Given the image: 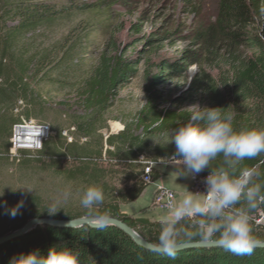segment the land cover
I'll use <instances>...</instances> for the list:
<instances>
[{
    "label": "trees",
    "instance_id": "obj_1",
    "mask_svg": "<svg viewBox=\"0 0 264 264\" xmlns=\"http://www.w3.org/2000/svg\"><path fill=\"white\" fill-rule=\"evenodd\" d=\"M196 8V6H195ZM58 10L48 4L35 3L23 0H0V161L10 160L11 136L13 128L23 122L40 118L45 103L34 92L33 78L30 73L35 63L40 67L53 68L56 71L64 69V62L71 58L70 48L64 50L54 65H50V54L46 53L40 60L20 62L18 50L21 49L24 38L34 34L43 27L50 28L56 25ZM258 17L264 23V0H221L215 25L197 31L195 38L209 48H214L217 40L227 41L228 50L236 45L248 47L255 52L252 61L242 65L235 74L233 98L237 100L235 106L241 102L258 101L264 104V45L256 37H251L246 30L253 26V20ZM264 30V29H263ZM264 36V32L261 34ZM211 52V50L209 51ZM190 54V53H189ZM195 55V53H191ZM185 58L191 55L185 54ZM17 56V57H16ZM30 57V56H29ZM102 61L92 76L86 80L81 90L82 109L92 114L91 121H77V131L84 137L95 133L94 124L98 122L106 110L112 105V97L122 82H128L135 76V70L122 58L108 59L103 56ZM63 67V68H62ZM167 64H160V72L145 87L147 102L133 126L138 134H133L127 126L122 133L111 136L107 144L113 150H107L103 156L104 143L101 140L99 147L79 146L76 142H69L63 137V128H54L55 136L49 137L39 151L21 150L16 161L20 167L31 166L30 162L50 161V165L71 183L75 189L83 192L88 186H100L104 190L105 199L101 205L95 206L93 214L80 206L52 205L39 192L22 194L20 202L23 207L13 218L7 214V209L17 205L11 201L0 204V237L22 228L30 219L76 220L82 218L98 219L104 213L108 217L126 223L143 239L155 245L160 234L162 222H153L148 219H136L121 212V206L137 201L147 188L143 178L144 166L139 164L143 155H152L153 162L159 163L174 152L175 148L165 149L157 146L152 149L149 138L154 135L171 132L182 123L187 122L186 115H178L170 109L159 105L161 97L156 92L161 73ZM38 73H43L37 70ZM39 75V74H36ZM124 84V83H123ZM214 103L224 108L223 98L212 90ZM239 99V100H238ZM240 101V102H239ZM240 117L234 119V127L260 128L264 127V120L250 119L242 122ZM109 161L105 164L104 159ZM150 159V157H149ZM118 161V163H114ZM69 164L70 167H64ZM222 164L218 157L211 162L215 168ZM122 168L124 186L118 187L110 182L117 172L115 167ZM241 167L256 168L262 173L264 180V153L253 159H245ZM66 168V169H65ZM204 172L209 174L210 169ZM154 182L161 178V174L153 171ZM111 179V180H110ZM264 210L260 204L253 211V235L257 242H264V225H257L255 217ZM192 218H188L185 227H188ZM192 230V229H190ZM205 240L198 236L189 240H181V245L187 243H201ZM207 241L217 242L216 239ZM53 245H67L80 252L81 264H264V249H254L251 255L238 256L222 248L189 249L177 252L176 256L169 257L162 253L143 250L138 247L126 234L114 227L104 229H59L53 227H38L28 236L16 239L0 247V264H9V259L19 253H28L39 250L47 254Z\"/></svg>",
    "mask_w": 264,
    "mask_h": 264
},
{
    "label": "rangeland",
    "instance_id": "obj_2",
    "mask_svg": "<svg viewBox=\"0 0 264 264\" xmlns=\"http://www.w3.org/2000/svg\"><path fill=\"white\" fill-rule=\"evenodd\" d=\"M25 1L54 6V11L58 10L61 16L59 18L57 15V23L53 27H43L24 38L19 53H15L20 55V62L29 58L31 61L40 60L41 56L49 53V64L54 65L67 48L71 50V58L64 62V69L59 71L40 67L38 63L32 67L33 89L43 99L45 106L43 113L39 114L40 118H32L13 128L10 160L0 161V204L20 202L22 194L35 191L52 205L80 206L81 189H75L63 179L48 159L47 162H30L28 168L20 167L13 161L20 159L14 145L17 130L27 126L48 127L51 137L56 135L55 127L63 128V137L70 143L77 141L79 146L99 147L102 140L104 156L107 150H113L106 143L111 136L119 135L127 126L134 135L139 133L133 121L147 102L145 87L160 72V64L166 63L167 67L161 73L155 90L161 97L159 105L165 109L189 118L193 106L220 107L214 103L213 90L223 98L224 108L229 107L226 111L234 112L235 118L240 117L243 123L250 119H256L257 123L264 120L263 103L241 102L237 107V100L232 95L235 74L242 65L254 59L255 52L240 45L228 50L227 41L220 40L215 42L212 49L195 38L200 28L205 30L215 25L221 0ZM263 29L264 23L256 17L253 26L246 32L264 45ZM185 54L191 55L190 58L186 59ZM103 56L108 59L115 56L122 58L136 74L128 82H122L115 91L112 105L94 124L95 133L84 137L77 131L76 122L91 121L93 116L82 109L79 98L84 83L93 75ZM169 133L153 134L149 138L152 149L157 146L175 148L174 144L166 145ZM45 142L43 140V144ZM149 157V160L156 159L152 155ZM104 161L106 164L109 159L105 158ZM166 162H161L153 171L162 166H173ZM64 167L70 165L64 164ZM114 170L117 173L110 182L118 187L124 186L122 168L117 166ZM65 191L70 193L66 201L63 199ZM163 191L159 190L155 197L159 208L161 206L157 201L162 196L159 192ZM170 191L175 196L173 204L177 195Z\"/></svg>",
    "mask_w": 264,
    "mask_h": 264
},
{
    "label": "clouds",
    "instance_id": "obj_3",
    "mask_svg": "<svg viewBox=\"0 0 264 264\" xmlns=\"http://www.w3.org/2000/svg\"><path fill=\"white\" fill-rule=\"evenodd\" d=\"M193 108L187 122L169 133L166 145L174 144L175 150L160 162L166 160L176 166L175 162L179 161L177 171L185 176L195 177L210 169L204 179L205 191H189L169 205L155 250L174 258L182 239L198 236L205 241L216 239L232 254L251 255L257 245L253 211L264 204V180L256 168L240 165L245 159L264 153V127H234L235 115L226 111L229 107ZM218 157L222 158V164L212 168L211 162ZM69 195L65 191L63 199L66 201ZM104 199L103 188L91 185L83 190L80 204L93 214L94 207ZM22 207L23 201L7 209V214L14 218ZM107 218V213L100 215L98 224L103 225ZM188 218L192 219L185 227ZM9 264H81V260L80 252L74 247L53 245L47 254L35 250L13 255Z\"/></svg>",
    "mask_w": 264,
    "mask_h": 264
},
{
    "label": "water",
    "instance_id": "obj_4",
    "mask_svg": "<svg viewBox=\"0 0 264 264\" xmlns=\"http://www.w3.org/2000/svg\"><path fill=\"white\" fill-rule=\"evenodd\" d=\"M48 226L59 229H74V230L82 229L85 227H90L92 229H104L106 227H114L119 231L123 232L124 234H126L141 249L160 253L155 250V245L151 244L146 239H143L137 232L132 230L126 223L124 224L122 221L111 217H108L103 225L98 224V219L95 218H82V219L67 220V221L55 220L50 218L30 219L29 222H27L22 228L10 232L5 236L0 237V247L16 239L28 236L30 232L34 231L38 227H48ZM211 248H222V246L218 242H214V241H203L201 243H187L180 245L178 252L189 249L203 250V249H211ZM255 249H259V250L264 249V242H260V243L257 242Z\"/></svg>",
    "mask_w": 264,
    "mask_h": 264
},
{
    "label": "crops",
    "instance_id": "obj_5",
    "mask_svg": "<svg viewBox=\"0 0 264 264\" xmlns=\"http://www.w3.org/2000/svg\"><path fill=\"white\" fill-rule=\"evenodd\" d=\"M182 167V166H181ZM179 165L169 167H159L157 171L161 178L144 190L143 196L137 201L121 206V212L136 219H148L153 222H162L164 215L168 211L159 208L156 204L155 197L159 190L170 189L176 192V202L189 194L192 183V176L179 175L177 171ZM202 198V197H201Z\"/></svg>",
    "mask_w": 264,
    "mask_h": 264
},
{
    "label": "built area",
    "instance_id": "obj_6",
    "mask_svg": "<svg viewBox=\"0 0 264 264\" xmlns=\"http://www.w3.org/2000/svg\"><path fill=\"white\" fill-rule=\"evenodd\" d=\"M28 127V126H27ZM35 130H38L39 133L42 131L43 136L41 137V139L39 140L38 143L36 144H27L30 146H20L17 145V139L16 136L14 137L15 141H14V145L16 147V149L18 151L20 150H27V149H31L32 151H39L42 149L43 146V140H47L49 137V128H37V127H33ZM37 133V134H39ZM15 149V148H14ZM142 158V159H141ZM167 163V162H166ZM176 165H179L180 162L176 161L175 162ZM139 164H141L142 166H144V171H143V178L142 180L150 185L153 184V177H152V171L153 169L156 168V166L162 164L161 162L157 163V162H153L151 160H149L145 155H143L142 157L139 158ZM208 174L206 172H201L198 175H196L195 177H193L192 180V184H191V191L195 192V193H203L205 191V184H204V179ZM164 190V191H163ZM160 190L163 191L162 193L159 192V195L162 194V196H160V198L158 199V203L160 204L161 208L166 207V209L169 208V205L172 204V200H174V193L171 192L170 190ZM256 221V224L258 225H263L264 224V210H260V212L257 214V216L254 218Z\"/></svg>",
    "mask_w": 264,
    "mask_h": 264
},
{
    "label": "bare ground",
    "instance_id": "obj_7",
    "mask_svg": "<svg viewBox=\"0 0 264 264\" xmlns=\"http://www.w3.org/2000/svg\"><path fill=\"white\" fill-rule=\"evenodd\" d=\"M37 133H39V131L31 126L18 129L16 134L17 145L26 146L27 144L32 145L38 143L44 133H42V131L39 134Z\"/></svg>",
    "mask_w": 264,
    "mask_h": 264
}]
</instances>
